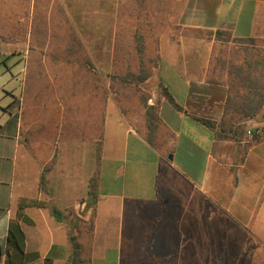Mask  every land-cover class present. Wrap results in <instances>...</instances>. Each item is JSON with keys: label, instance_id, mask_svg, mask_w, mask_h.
Instances as JSON below:
<instances>
[{"label": "crops", "instance_id": "obj_1", "mask_svg": "<svg viewBox=\"0 0 264 264\" xmlns=\"http://www.w3.org/2000/svg\"><path fill=\"white\" fill-rule=\"evenodd\" d=\"M35 11L36 0H0V42H31ZM178 25L185 31H223L240 40L264 39V0H187ZM98 26L94 41L111 43L107 56L112 57L114 19L106 30ZM214 45V38L181 33L159 39L157 87L181 110L165 96L159 95L157 102L155 94L150 98L148 105L157 104L160 132L168 138L157 148L127 121L113 98L107 99L92 207L85 209L83 202L90 181H83L81 190L74 189L80 186L77 181H63L72 194L67 198L65 187L53 192L55 181H30V165L24 171L26 181H16L10 194L2 189L8 181H0V264L6 259L8 224L22 199L44 204L24 210L32 222L21 224L25 251L38 254L28 264H45L46 259L70 264L69 233L80 245L84 264H213V222L222 225L221 234H228L232 224V235L240 240L245 232L248 236V228L262 227L258 208L264 204V140L250 145L235 165L229 195L216 193L215 130L204 121L218 125L222 120L227 86L207 81ZM248 123L259 124L255 119ZM19 148V141L14 142L15 152ZM17 167L13 164L12 171ZM213 201L223 206L213 211ZM52 208L62 220L54 218ZM182 241L201 245L181 258L174 250ZM252 264H264V259Z\"/></svg>", "mask_w": 264, "mask_h": 264}, {"label": "rangeland", "instance_id": "obj_2", "mask_svg": "<svg viewBox=\"0 0 264 264\" xmlns=\"http://www.w3.org/2000/svg\"><path fill=\"white\" fill-rule=\"evenodd\" d=\"M186 2L36 0L31 42H0V181H8L2 186L4 191L10 194L16 181H26L28 165L30 181H38L44 174L55 181L53 192L65 187L63 181H77L80 186L74 189L80 190L83 181H92L108 98L121 104L127 121L144 136V104L153 94L157 102L161 93L154 70L158 67L157 43L170 35L189 34L178 25ZM113 19L114 50L108 57L111 43L94 41V30L98 24L106 30ZM137 38L143 58L136 49ZM236 46L218 43L214 52L218 56L226 52L228 57ZM140 63L148 78L136 85L134 76L140 72ZM128 74L134 76H128L131 85L125 87L114 78ZM263 114L264 107L254 119L264 127ZM248 129L251 127L246 125ZM159 134L161 140L168 139ZM248 139L245 133L241 142L215 141L217 194L228 196L232 191V174ZM16 141L20 144L17 152L13 149ZM15 163L18 167L13 172ZM67 188L65 198L72 195ZM219 205L223 203H210L213 211L219 210ZM258 211L262 227L257 231L248 228V236L245 232L241 240L232 235V224L228 234H221L222 225L212 223L213 264H252V260L264 259V204ZM200 245L182 241L176 243L174 252L184 258L193 252L192 247L199 249ZM202 256V250H197V257Z\"/></svg>", "mask_w": 264, "mask_h": 264}, {"label": "trees", "instance_id": "obj_3", "mask_svg": "<svg viewBox=\"0 0 264 264\" xmlns=\"http://www.w3.org/2000/svg\"><path fill=\"white\" fill-rule=\"evenodd\" d=\"M190 36L197 39H211L214 38L215 45L213 47L212 57L209 65V72L207 81L212 84L223 83L227 86V97L225 100L224 112L222 120L215 125L210 121L204 123L215 130V140L227 141L236 140L241 142L245 138L246 125L251 128L264 127L261 125H252L248 122L259 115L264 107V39H234L227 32L223 31H205V30H187ZM137 51L140 57L143 55L144 50L140 43V38H137ZM229 42L236 44V48L228 53L224 52L223 55L215 54V46L220 43L227 45ZM223 51H221L222 53ZM240 55H237L239 54ZM143 58V57H141ZM138 75L128 74L125 77H114L123 87L131 85L128 81V76H134L136 85L141 84L148 78V74L144 70V65L140 63ZM160 87V85H159ZM160 89V95L165 96L173 105V99L168 95L167 91L163 88ZM121 113L125 115V110L122 109L121 104H117ZM175 107L178 110L177 105ZM144 122L145 134L143 138L145 141L154 148L160 144V125L161 122L158 117L157 104L148 105L144 104ZM138 131V129H137ZM264 140V139H263ZM262 139L259 136L253 135L245 141L243 146V156L239 160L242 162L244 155L250 145L257 144ZM41 185L47 181L44 174L40 176ZM90 181L88 192L85 200V209L92 207L96 201V185ZM264 201V192L262 195ZM43 203L37 201H27L22 199L17 208L16 218L9 222L6 236L5 254L6 259L4 264H28L38 258L37 253H28L25 251V235L22 230L21 224L31 225V220L25 215L24 210L28 207H42ZM51 214L57 220H62L61 215L54 208L51 209ZM69 241L72 246V257L70 264H84L81 259L80 245L76 242V238L69 233ZM45 264H50L49 260H45Z\"/></svg>", "mask_w": 264, "mask_h": 264}, {"label": "built area", "instance_id": "obj_4", "mask_svg": "<svg viewBox=\"0 0 264 264\" xmlns=\"http://www.w3.org/2000/svg\"><path fill=\"white\" fill-rule=\"evenodd\" d=\"M254 134L259 136L260 139H264V129H262L261 127L251 128L246 131V135L248 138H251Z\"/></svg>", "mask_w": 264, "mask_h": 264}, {"label": "water", "instance_id": "obj_5", "mask_svg": "<svg viewBox=\"0 0 264 264\" xmlns=\"http://www.w3.org/2000/svg\"><path fill=\"white\" fill-rule=\"evenodd\" d=\"M263 118H264V114H263Z\"/></svg>", "mask_w": 264, "mask_h": 264}]
</instances>
